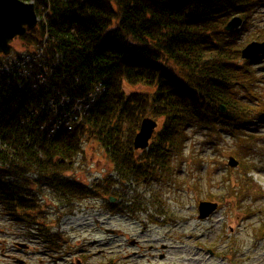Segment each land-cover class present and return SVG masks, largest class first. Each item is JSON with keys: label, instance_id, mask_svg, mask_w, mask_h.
I'll list each match as a JSON object with an SVG mask.
<instances>
[{"label": "trees", "instance_id": "16d2710c", "mask_svg": "<svg viewBox=\"0 0 264 264\" xmlns=\"http://www.w3.org/2000/svg\"><path fill=\"white\" fill-rule=\"evenodd\" d=\"M22 1L34 2L40 24L19 40L26 48L48 40L42 56L26 64L5 65L0 56V206L6 214L38 226L54 248L59 240L37 222L53 203L104 194L111 209L129 208L108 175L91 185L68 175L88 141L108 155L122 184L159 181L171 177L190 131L198 129L232 133L238 173L259 193L246 159L253 150L246 139L255 136L240 127L259 117L260 107L264 116V80L241 51L249 41H264V29L241 42L237 31L224 28L235 16L250 23L262 0ZM77 99L91 107L73 110ZM146 117L161 126L148 150L135 151Z\"/></svg>", "mask_w": 264, "mask_h": 264}, {"label": "rangeland", "instance_id": "374dc122", "mask_svg": "<svg viewBox=\"0 0 264 264\" xmlns=\"http://www.w3.org/2000/svg\"><path fill=\"white\" fill-rule=\"evenodd\" d=\"M244 23L237 31L241 42L264 29V0L251 22ZM35 51L36 45L26 48L17 40L12 56L2 62L12 64L17 54L27 62V55ZM252 63L264 80V56ZM260 108L255 111L259 117L240 127L255 136V141L246 139L248 147L253 146L246 159L252 164L249 178L259 187V193L249 191L238 169L228 166L227 158L238 151V141L223 128L214 136L206 129L191 130L171 177L140 183L130 180L122 184L108 155L88 141L83 147L85 153L68 175L90 185L104 182L108 175L116 181L121 196L130 201L129 208L111 209L107 205L109 197L102 193L80 202L53 203L37 221L59 240L58 246L51 248L38 226L28 227L0 206V264H16L14 258L26 264H264V233H260L264 230V116ZM76 109H82L79 102L74 104ZM138 199L142 202L139 208L133 204ZM201 201L218 204L217 211L204 220L198 218ZM113 204H121V200ZM83 216L88 219L81 226L64 223ZM110 230L116 233L110 234ZM16 243H26L29 248L21 249Z\"/></svg>", "mask_w": 264, "mask_h": 264}, {"label": "water", "instance_id": "95a60500", "mask_svg": "<svg viewBox=\"0 0 264 264\" xmlns=\"http://www.w3.org/2000/svg\"><path fill=\"white\" fill-rule=\"evenodd\" d=\"M243 23L244 20L240 16H235L228 22L224 30L226 32L237 31L242 27ZM38 24L39 18L34 3L22 0H0V55L9 56L13 49L12 41L33 31ZM259 56H264V42L253 41L241 51V58L246 61H252ZM220 111L225 114L227 112L226 106L221 104ZM158 128L159 123L156 119L151 117L144 118L133 141L134 150L144 151L149 149L150 142ZM227 164L231 168H237L239 161L234 156H229ZM110 200L113 203L116 202L113 197ZM217 209V203L202 201L198 207V218L200 220L207 219ZM109 233L115 234L116 232L110 230ZM16 246L24 250L29 248L26 243H16ZM13 262L26 264L24 260L18 258H14Z\"/></svg>", "mask_w": 264, "mask_h": 264}, {"label": "bare ground", "instance_id": "6f19581e", "mask_svg": "<svg viewBox=\"0 0 264 264\" xmlns=\"http://www.w3.org/2000/svg\"><path fill=\"white\" fill-rule=\"evenodd\" d=\"M42 41H45L44 39ZM21 57V56H20ZM23 60V59H22ZM23 63V61L21 62ZM91 219H93V217H89ZM88 217H81V218H73L72 220L68 221V220H65L64 223L67 224L68 226H75L77 225L78 223H80V226L83 225V221L84 220H87ZM133 255L129 256V258H131V260H133Z\"/></svg>", "mask_w": 264, "mask_h": 264}, {"label": "built area", "instance_id": "2783aa9c", "mask_svg": "<svg viewBox=\"0 0 264 264\" xmlns=\"http://www.w3.org/2000/svg\"><path fill=\"white\" fill-rule=\"evenodd\" d=\"M42 53H43V49L40 50V52L36 53L35 55H33L32 57H28L30 60L34 59H38L42 56ZM18 62V61H17ZM29 62V61H27ZM26 63V62H25ZM5 69H9V67H5Z\"/></svg>", "mask_w": 264, "mask_h": 264}, {"label": "flooded vegetation", "instance_id": "af4514ba", "mask_svg": "<svg viewBox=\"0 0 264 264\" xmlns=\"http://www.w3.org/2000/svg\"><path fill=\"white\" fill-rule=\"evenodd\" d=\"M17 40H19V38L17 37V38H15L13 41H12V43H14V41H17Z\"/></svg>", "mask_w": 264, "mask_h": 264}]
</instances>
